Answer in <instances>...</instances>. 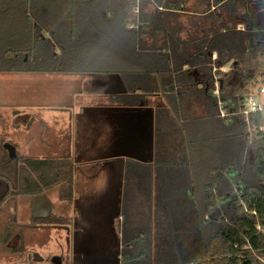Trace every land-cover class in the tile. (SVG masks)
Wrapping results in <instances>:
<instances>
[{
    "label": "trees",
    "instance_id": "16d2710c",
    "mask_svg": "<svg viewBox=\"0 0 264 264\" xmlns=\"http://www.w3.org/2000/svg\"><path fill=\"white\" fill-rule=\"evenodd\" d=\"M28 1L0 0V26L10 28L0 32V71L86 67L121 74L125 104L167 98L156 117L170 143L152 163L127 165L119 264H264V131L250 145L246 124L235 121L245 116L221 117L218 104L235 109L264 74V0H196L198 8L188 0H71L70 18L54 23L30 16ZM184 14L192 17L188 38ZM106 24L119 36L98 46L89 36ZM250 121L262 125L264 116ZM4 153L13 194L61 183V197L73 199L71 161Z\"/></svg>",
    "mask_w": 264,
    "mask_h": 264
},
{
    "label": "rangeland",
    "instance_id": "374dc122",
    "mask_svg": "<svg viewBox=\"0 0 264 264\" xmlns=\"http://www.w3.org/2000/svg\"><path fill=\"white\" fill-rule=\"evenodd\" d=\"M195 3L196 0H188V5L198 8ZM180 19L187 29L183 37L188 38L192 17L184 14ZM228 69L224 67V70ZM261 72L264 73V66ZM107 77L70 82L69 79L68 82L53 84L44 82L39 89L38 84L17 77L10 81L0 75V149L15 156L21 146L18 141L34 135V146L37 145L38 152L47 158L53 156L50 145L59 139L66 144V151L59 152H66L63 158H69L73 164L72 200L61 197V183L36 194H16L14 204L8 198L3 199L8 205L0 207V264H119L124 241L122 225L125 223L123 197L116 183L121 176L119 165L126 161L128 154L137 153L134 145L138 146L140 140L148 142V126L151 124L148 113L151 110L133 107L140 135L134 133L133 127L128 145L124 140L126 135L116 131L117 145L123 149L105 148V133L109 130L103 129V121L108 120L103 113L112 107L106 94L125 91L124 83L117 74H108ZM263 78L264 74L259 76L257 84H264ZM42 90L44 95L40 94ZM84 93L91 95L93 100L77 107L76 102ZM17 108L40 111L33 132L26 133L24 127L10 130V119L15 120L13 113ZM52 112L64 114L53 118L50 116ZM129 121L132 123L131 119ZM235 121L246 124L247 143L251 145L261 128L250 118L237 117ZM222 123L221 119L216 126L220 127ZM57 128L62 130L59 134H56ZM10 136L13 141L9 140ZM4 174L8 175L11 185L14 170L5 162H0V195L7 186ZM141 207L143 212L139 216L144 220L149 212L145 205ZM43 217H50L51 222H39ZM7 221L16 222L9 230L21 236L20 246L17 240L5 243L10 238ZM153 223L154 220L151 221Z\"/></svg>",
    "mask_w": 264,
    "mask_h": 264
},
{
    "label": "crops",
    "instance_id": "0c3cea01",
    "mask_svg": "<svg viewBox=\"0 0 264 264\" xmlns=\"http://www.w3.org/2000/svg\"><path fill=\"white\" fill-rule=\"evenodd\" d=\"M28 4H29V7H31V8L28 7V11L34 12V14H29V13L28 14L30 16L32 15L33 18L37 19L41 23L44 21L45 17H47L48 20L52 19L53 23L55 22L54 16H55L56 20H57L58 15L61 17V19H63V18L69 19L70 18V17H66L67 16L66 12H67L70 4H72L71 0H46V1L30 0V1H28ZM87 20H88V18L85 19V21H87ZM104 27L105 28H103V30L94 31V32H92V35L89 36V38L98 39V41H99L98 46L102 45V42H107L106 37L116 38L119 36V32H118V29H116V26L106 24V25H104ZM18 28L20 29L21 27H18ZM7 31H10V28L8 26H6V27L0 26V32L4 33ZM45 34L49 35L50 32L45 31ZM105 38H106V40H105ZM117 47H119V44L117 45ZM70 68H72L73 70H71V69H68V70H48V69L43 70V69H37L36 68V69H30V70H24V71H0V75H3L4 78H6L7 80L9 78L10 81L14 80L13 78L17 77L19 80L29 81V82H31V84H38L39 85L38 88L41 89V87H42L41 85L44 84V82H49V83L53 84L54 82H57V81L68 82L69 79H70L69 82L71 80H74V79H76V80L80 79V80L85 81V80H89V78H91V77L92 78H95V77L102 78V77H107L108 74H117V73L95 72L91 68H86V67L83 69H79V70H74V68L72 66H70ZM13 75H16V76H13ZM117 75L123 81L124 86H125V89H124L125 91H123L122 93L106 94V96L109 98V102L112 104L111 105L112 107H110L111 108L110 110L103 113V117L105 119H108L106 121H103V124L105 126V128H103V129H106V131L109 130V132L105 133L107 135L105 142H104L105 148L108 147L109 149L110 148H112V149L113 148L123 149V148L119 147L120 145H117V141L115 139L116 131L121 132L122 135L123 134L126 135L127 139L124 138V140H125V143H127L128 145H130V141H131L132 136H133V131H132L133 127H135L133 129L134 133L140 135V130H139V128H137L138 120L134 119V117H135L134 112L135 111H134L133 107H137V106L140 107L141 106V107H143L142 109L144 111L145 110H151V113H150V111L148 113L149 116L151 117V124L148 126V128H149L148 142L145 140L144 142L146 143V145H143L144 142H142V140H140L138 143V146L134 145V150H136L137 153L128 154L126 156L127 157L126 161L125 162L123 161L119 165L120 166L119 172L121 173V176L119 179H117L116 183H117V187L120 189V191H119L120 195H122V197L124 199V196H125L124 192H125V190H127L125 183L128 181L127 174H126L127 165H129L130 163L131 164L137 163V164H133V165L143 166V165H148V164L152 163L156 149L160 145H161L160 146L161 148H167V143H170V138H172V136H171V133L169 135V130L167 132V122L165 121V119L163 122H160V124H159L157 122V117H156V108L167 107V98H163L162 100L159 101V97L156 94H146V95H144V98L140 100L139 103L125 104L124 101L119 100V96L124 95L127 92L126 84H125V81L122 78L121 74L118 73ZM106 79H109V78L107 77ZM138 92H140V91H138ZM40 94L44 95L43 90L41 91ZM91 97H92L91 95H88L86 93H84V95H81V99H78V101L76 102L77 107H80L86 103L92 102L93 99ZM40 102H42V101H40ZM127 107H132V108H127ZM199 109H200V111H198ZM191 110H194V112L197 115L203 114L202 113L203 109L196 106V104H195V107ZM38 112H40V111H37V110L32 111L31 109H30V111H27L26 108H21V109L17 108L16 110H14V113H13L15 120L13 121V119H10V124H9V126L11 127L10 130L16 131V130H20L22 127H24L26 130V133L33 132L34 127L37 123L36 121L38 119ZM84 112H85V110H84ZM55 113H57V114H55ZM107 113H109V114H107ZM62 114H64V113L52 112L50 114V116L53 118H56L58 115L62 116ZM104 114H107V115L105 116ZM10 117H12V116H10ZM41 117L44 119V116L41 115ZM3 119H5V118H3ZM129 119L132 120V123L129 121ZM158 128H160V129L158 130ZM61 131H62L61 129L57 128L56 134H59V132H61ZM157 133H159L160 136H158ZM167 135L169 136L168 138H167ZM179 139H181V138H179ZM9 140L13 141L11 136L9 137ZM33 142H34V135H32L31 137H27L25 139H22L21 142L18 141V144L21 143V146L18 149V154L15 155L16 159L17 158L22 159V158H28V157H30V158H41V159L46 158L38 152V149H37L38 147H37V145L34 146ZM65 145L66 144H64V141H60L59 139H57V142H53V144L50 145V148L53 151V152H51L53 156L47 157V158H54V157L55 158H63L64 157L63 155L66 154V152L60 153L59 151L60 150L66 151L64 149ZM4 154L5 153L0 149V156L4 155ZM66 159H68L70 161L69 158H66ZM136 176H138V175H136ZM3 177L8 182H10L7 174H4ZM133 181L138 182L139 180L133 179ZM10 186L12 187V185H10ZM10 186H8V188L6 189L7 191L11 190ZM127 192H129V191H127ZM133 192H135V190H133L132 193H130V194H133ZM154 195H155V188L153 186L152 187L153 198H154ZM6 206H7L6 204L3 205V207H6ZM7 222H9V221H7ZM7 233H6V235L8 236ZM14 238H17V237L14 236Z\"/></svg>",
    "mask_w": 264,
    "mask_h": 264
},
{
    "label": "built area",
    "instance_id": "2783aa9c",
    "mask_svg": "<svg viewBox=\"0 0 264 264\" xmlns=\"http://www.w3.org/2000/svg\"><path fill=\"white\" fill-rule=\"evenodd\" d=\"M219 104V115L221 117H227L233 114H242L245 119H249L251 114H261L264 116V84L258 85L251 92L244 95L242 99L238 101L237 107L235 109H227L221 101ZM264 131V124L259 125ZM261 229V226H258Z\"/></svg>",
    "mask_w": 264,
    "mask_h": 264
},
{
    "label": "flooded vegetation",
    "instance_id": "af4514ba",
    "mask_svg": "<svg viewBox=\"0 0 264 264\" xmlns=\"http://www.w3.org/2000/svg\"><path fill=\"white\" fill-rule=\"evenodd\" d=\"M9 183V182H8ZM12 185V184H11ZM8 188V185L6 186ZM7 199L8 198V201L9 200H12L13 201V204L15 203V199H16V195L13 194V187L11 188L10 191H7L6 189L4 191H2V195H0V200L2 199V203L0 204V207L3 206L5 204V202L3 201V199ZM8 205V204H7ZM14 207V205H13ZM14 209V208H13ZM55 221V220H54ZM41 222V221H39ZM51 222V221H50ZM10 225H7V231L9 232V240L6 241L5 243H9L11 244L14 240H17L18 243H19V246L21 245V236L18 234V232H13L12 230H9V228L11 226H13L16 222L15 221H10L8 222ZM7 224V223H6ZM14 236H16L17 238H14Z\"/></svg>",
    "mask_w": 264,
    "mask_h": 264
}]
</instances>
